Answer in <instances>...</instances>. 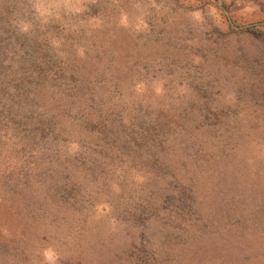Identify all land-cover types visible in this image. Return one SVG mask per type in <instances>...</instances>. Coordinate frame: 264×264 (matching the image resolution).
I'll list each match as a JSON object with an SVG mask.
<instances>
[{"label": "rangeland", "instance_id": "1", "mask_svg": "<svg viewBox=\"0 0 264 264\" xmlns=\"http://www.w3.org/2000/svg\"><path fill=\"white\" fill-rule=\"evenodd\" d=\"M0 264H264V0H0Z\"/></svg>", "mask_w": 264, "mask_h": 264}]
</instances>
